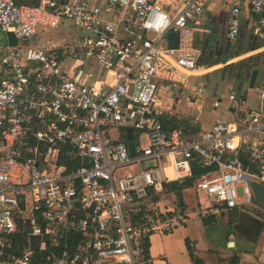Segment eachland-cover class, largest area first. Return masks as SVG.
Returning a JSON list of instances; mask_svg holds the SVG:
<instances>
[{"label": "built area", "instance_id": "obj_1", "mask_svg": "<svg viewBox=\"0 0 264 264\" xmlns=\"http://www.w3.org/2000/svg\"><path fill=\"white\" fill-rule=\"evenodd\" d=\"M159 1L0 0V32L25 39L62 22L77 31L59 47L0 49V264H147L146 239L187 218L168 185L194 169L189 189L200 195V211L259 204L251 183L264 185V80L255 107L231 91L213 98V109L238 113L234 121L165 128L160 84L176 96L202 69L193 29L208 0ZM226 1L228 40L246 5L264 38V0ZM17 220L27 224L28 242L7 258ZM34 237L38 251L61 238L71 244L40 263Z\"/></svg>", "mask_w": 264, "mask_h": 264}, {"label": "crops", "instance_id": "obj_2", "mask_svg": "<svg viewBox=\"0 0 264 264\" xmlns=\"http://www.w3.org/2000/svg\"><path fill=\"white\" fill-rule=\"evenodd\" d=\"M18 1L19 2H27V0H18ZM205 7L206 8H205V13L203 14V18L205 19L206 16L207 17L210 16L211 20H215V21L218 20V17L224 11H226V12L228 11V3L226 0H208L205 4ZM249 12L250 11H249L248 5H246L241 11V16H242L241 22L243 25H247L251 29L250 39L252 41L254 39L257 40L254 47L255 48L262 47V49H263L264 48V38L261 37L258 34V32L256 31L255 26H254L255 17L253 16L254 17V19H253L252 16L249 15ZM250 14H252V13L250 12ZM204 19H202L201 24L195 25L194 29H193L194 44L199 50V62L202 66V69L198 70V72L195 74L197 76L205 74L208 72L203 68V65H204L203 63H205V65H207L206 67H209L212 65V64H210L212 61L207 63V62L201 61V59H200V42L205 41L209 38V33L213 27V24L212 25L209 24L208 26L203 25ZM240 26H241V24H240ZM76 36H77V31L73 27H70L69 23H67V22H62L56 28L39 26L36 33L33 36H31L29 38H25V39L16 38L15 35L11 31L0 32V49H2L1 51H4L5 49H8V48H17V47H21L24 45H31V44L37 45L40 47H45V46H48L49 44H52L56 47H59L61 45H65V44L72 42ZM235 39L232 42H234ZM254 47L251 49H255ZM260 53L261 52H259L258 54H260ZM235 56L236 55H232V56L229 55L228 60H231L232 57H235ZM239 63L240 62H238V65H239ZM253 68H257V67L255 66V67L248 69L247 71L245 70V71L240 72L239 77L237 79L238 82L236 83L234 81L236 90H232V87H231V92L246 95L247 103L250 107L256 106V98L254 95V98L250 99L248 97L247 91L244 89L243 86L244 85L248 86L249 76H250L251 70ZM259 70L263 71L264 69H259ZM0 71H1V68H0ZM246 73H247L246 79L248 77V80L246 82L247 84L246 83L244 84L243 81L245 79ZM258 75H261V74H258ZM258 75H257V77H258ZM206 78H208V76H206ZM262 80H264V79L260 78L259 83L262 82ZM256 81H257V78L254 82V85H255ZM160 85H161V92L164 93L163 98L165 99L166 114L167 115H174L177 119H186V120L189 119V120H191L192 123L197 122L199 117L193 115V109H194L193 98L195 96L194 97L191 96V93L196 90L195 85L194 84H189V85L187 84V87L182 88L177 93L176 96H173L174 90L170 89L167 86V84L161 83ZM205 85H206V83H204V87L201 88L202 89L201 94H203V95L206 93V88H205L206 86ZM181 93L187 95V97L190 98V100H191V101H189L187 99L185 100L187 103L186 106L182 104L184 102V100L179 99V94H181ZM228 93H229V91H228ZM222 96L225 97V95H222ZM214 97H218V96L212 94L211 100H213ZM218 109L224 110L225 114L229 115V117H230L229 119H226L223 121H234L237 119L238 113L235 112L234 110H232L230 107L228 109H226V107H220ZM198 111L201 112V108H199ZM217 120H219V119H217ZM214 121H216V120H214ZM201 127H203V126L199 125V129ZM186 190H189V188H187L183 191V196H184V192ZM184 199H185V196H184ZM262 203H264V202H262ZM185 205H187V206L185 207L184 212L187 215V218H185V221L176 225L175 226L176 228H177V226H179L181 224H186L189 217L191 216V213L195 214V217L193 219L199 220L201 222H202V219L204 218V217L201 218V215L204 216L206 214V213L199 210V208L197 207V203H195V202L192 203V206H189L188 202L185 200ZM257 208H259V207L254 206V209L256 212H253V213H250V212L246 211L245 209H233V210H230V211L222 213V214L209 213V216L212 215L215 220H217L218 216H226L227 222L230 226V229L228 231H226L225 235H224L225 248L228 249L227 258L229 260L227 261V264H230L232 256H234V255H237V257H238L237 264H241V260L243 261V259L249 255L253 256L254 260L256 261V263H254V264H264V219H262L258 215V212L256 210ZM172 230L169 233L166 232L164 234L154 233L151 235V238L148 239L149 240V247H148L149 256L147 258V264H176L173 260L169 259L170 250H169L168 245H167V242L169 241V239H168L169 236L172 237V240L174 241V239H173L174 234H173ZM186 237H187L188 241L190 242L189 245L195 246V242L197 240L196 239L194 240V239L185 235V237L183 238V242H185ZM229 241L233 242V246L228 247L226 245V243ZM192 264H204V263L201 261H198L197 263L193 262Z\"/></svg>", "mask_w": 264, "mask_h": 264}, {"label": "rangeland", "instance_id": "obj_3", "mask_svg": "<svg viewBox=\"0 0 264 264\" xmlns=\"http://www.w3.org/2000/svg\"><path fill=\"white\" fill-rule=\"evenodd\" d=\"M180 0H176V4L179 5ZM166 1L160 0L158 2L159 5L164 6ZM166 8V7H165ZM204 7V13H205ZM247 14V13H246ZM252 18L254 19L253 15L250 14ZM204 19V18H203ZM242 20V16H241ZM203 25H209L213 24V26L217 23L215 20H211V17H207L203 20ZM250 31L251 29L247 25H243L241 22L239 34L237 38L234 41V50L229 54L230 56L236 55L235 57H232L231 60L226 61L230 66L227 71V76L225 79H221V67L223 66L222 63H217V60L212 58V64L209 67H206L205 63H203V68L208 71L211 74L206 79L203 77L201 80L203 83H206V93L198 94L196 96V99H194V109H193V115L199 117L197 122H193L200 126H207L214 120H226L229 119V115L225 114L224 110L222 109H213L211 106L212 100L211 95L214 94L216 96L220 95H227L228 89L227 85L230 84L232 86V90H236L235 83H230L228 81V77H233L235 75L237 78L239 77L240 72H238L237 66L238 62H244L246 63L248 61L247 57H253V59H256L259 57L260 62L256 66L259 69H264V48L262 47L255 48L254 45L256 43V39L253 41L250 39ZM53 32V31H52ZM54 33V32H53ZM255 49H251V48ZM261 52L260 54H258ZM255 61V60H254ZM250 62V61H249ZM207 72V73H208ZM247 76V75H246ZM261 76L258 75L257 81L254 85V87L249 88L247 85H244V89L248 93V97L250 99L254 98L255 92L257 91V88H259V80ZM241 80V79H240ZM248 80L244 79L243 83L245 84ZM234 81L237 83L238 80ZM242 83V84H243ZM247 84V83H246ZM160 98L163 99L164 93L159 92ZM179 99L184 100L182 103L186 106V99L191 101L190 98L187 97V95L181 93L179 94ZM182 105V106H183ZM201 108V112L198 111V109ZM111 133L113 136L116 135V130L112 129ZM126 170H133V167H128ZM238 194H241L240 188L237 189ZM185 200L188 202L189 206H192V203H198V200L200 198V195L197 194L195 191L189 189L184 192ZM169 198V197H168ZM147 202V201H146ZM163 202L161 203V205ZM164 205V204H163ZM162 205V206H163ZM170 205V204H169ZM187 206V205H186ZM259 208H257L258 215L264 219V203H259L257 205ZM164 207H167V205H164ZM244 209L250 213L256 212L254 209V206L248 205L245 206ZM201 215V214H200ZM195 217L194 213H191V216L189 217L186 224H181L175 227L172 232L174 234L173 239L172 237H168L169 241L167 242L168 248L170 250L169 259L173 260L176 264H192L193 261L190 258V255L188 253V247L186 242H183V238L186 236L196 239L195 246H191L190 250L193 254V257L196 259H199L204 264H227V261L229 260L227 258L228 249L225 248L224 244V235L225 232L230 229V226L227 222L226 216H218L217 220L215 221H208V222H201L199 220L193 219ZM204 217L205 219L209 217V214L206 213L204 216L201 215V218ZM169 233V232H168ZM151 238V235L149 236ZM148 238V239H149ZM187 238V237H186ZM182 240V241H181ZM188 243H190L188 241ZM226 245H230L229 242L226 243ZM184 247V248H183ZM256 261L254 260L253 256L249 255L246 256L243 261L241 260V264H254Z\"/></svg>", "mask_w": 264, "mask_h": 264}, {"label": "trees", "instance_id": "obj_4", "mask_svg": "<svg viewBox=\"0 0 264 264\" xmlns=\"http://www.w3.org/2000/svg\"><path fill=\"white\" fill-rule=\"evenodd\" d=\"M162 122H163L165 128L181 127L187 132L199 130V125H197L195 123L193 124L191 122V120H189V119L188 120L177 119L174 115L165 114L164 116H162ZM242 161L245 164H248V159L246 156H244L242 158ZM198 172H199V170L194 169V171H193L194 174L191 177L185 178L184 180L179 181V182L173 181L168 185V190H170L174 193V196H175L176 201H177V205L181 210H184L186 207L185 199L183 196V191L192 186L193 179L197 176ZM31 213H32V215H34L38 219V221L41 220L39 210L33 209ZM210 220H212V221L215 220L212 215L206 219L203 218L202 222L205 223V222H208ZM27 233H28L27 224L21 220H17L16 221V229L8 241L7 256H6L7 258L12 257V256H19L23 253V251L27 245V242H28ZM38 239H39L38 237L33 238V245H34V249L36 250V253L34 254V257H33V261L40 262V263L44 262L46 260H51V258L53 256L58 255L61 251V248L64 246V244H67V245L71 244L70 238H61L58 246L55 247V246H52L51 244H49V245H47L45 250L38 251L36 248V245L38 243ZM185 242L187 244L188 253H189L192 261L194 263H197L198 261H200L199 259H196L193 257V254L190 250L187 238L185 239ZM144 246H145V249H144L145 256L148 258V256H149V254H148L149 240L148 239H146ZM237 262H238L237 255L232 256L230 264H237Z\"/></svg>", "mask_w": 264, "mask_h": 264}, {"label": "water", "instance_id": "obj_5", "mask_svg": "<svg viewBox=\"0 0 264 264\" xmlns=\"http://www.w3.org/2000/svg\"><path fill=\"white\" fill-rule=\"evenodd\" d=\"M168 39V46H175L177 44V37L174 36V35H169L167 37ZM213 38H208L206 40V47H204V50H208L209 52L213 51L218 45H219V39H215L213 41ZM229 57L226 56V55H222L218 60H217V63H222L224 64L222 67H221V79H225L226 76H227V71H228V68H229V64L226 63V61H228ZM226 63V64H225ZM97 68V66H96ZM211 74V72L209 73H205V74H202V75H192L190 76L189 80H188V85L189 84H194L195 85V88H198V87H204V83L202 82V78L206 76H209ZM258 74H261V78L264 79V70L263 71H260L258 68H253L251 70V73H250V76H249V80H248V87H253L254 86V82L257 78V75ZM207 79V78H206ZM234 79L237 80L238 78L233 75V77H228V81L230 83H233L234 82ZM231 85L228 84L227 85V89L228 91L230 92L231 91ZM222 95H220L221 97ZM131 133H132V129L131 128H127V137L130 139L131 138ZM128 148H129V151L130 153L133 152V141L132 140H129L128 141ZM151 163H149L150 165ZM251 187L253 189V193H254V200L258 203H262L264 202V185L260 184V183H257V182H252L251 183ZM230 245H233V242L232 241H229ZM231 247V246H229Z\"/></svg>", "mask_w": 264, "mask_h": 264}, {"label": "flooded vegetation", "instance_id": "obj_6", "mask_svg": "<svg viewBox=\"0 0 264 264\" xmlns=\"http://www.w3.org/2000/svg\"><path fill=\"white\" fill-rule=\"evenodd\" d=\"M227 12L224 11L219 17L217 23L212 27V30L209 33V38L219 39V45L211 52L204 50L206 47V40L200 42V59L204 62H210L212 58L218 60L222 55L229 56V54L234 50L235 44L226 37L227 24H226ZM239 34V33H238ZM211 40V41H213ZM255 60V61H254ZM250 61V62H249ZM245 62V61H244ZM240 62L237 66L238 72L247 71L248 69L255 67L258 63H262L259 60V57L253 59V57H248L246 63ZM247 75V73H246ZM245 75V79H246ZM250 230V229H249Z\"/></svg>", "mask_w": 264, "mask_h": 264}]
</instances>
